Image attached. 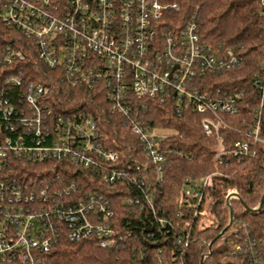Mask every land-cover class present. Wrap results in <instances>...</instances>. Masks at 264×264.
<instances>
[{
    "label": "built area",
    "instance_id": "obj_1",
    "mask_svg": "<svg viewBox=\"0 0 264 264\" xmlns=\"http://www.w3.org/2000/svg\"><path fill=\"white\" fill-rule=\"evenodd\" d=\"M258 1L264 15V0ZM179 11L176 0H0V23L20 35L0 42V264H47L65 240H97L102 248L123 241L114 230L110 201L57 168L91 173L108 186L143 185L146 171L161 183L164 135L137 120L133 99L170 105L179 117L188 109L202 115V132L218 143L219 166L227 157L250 155L246 141L228 151L221 147L222 130L233 131L225 117L239 115L244 93L210 91L205 83L240 67L243 58L233 48H210L200 39L196 16ZM31 56L52 74H26L21 64ZM64 83L98 87L138 138L144 161L126 160L107 146L92 117L63 107L57 90ZM252 85L260 106L245 135L264 144V61ZM184 181L182 204L198 206L209 176ZM233 199L238 196L230 192L227 206ZM182 234L175 236L176 245L186 248L188 235ZM263 249L264 222L259 239L248 232L234 246L251 264H264Z\"/></svg>",
    "mask_w": 264,
    "mask_h": 264
},
{
    "label": "trees",
    "instance_id": "obj_2",
    "mask_svg": "<svg viewBox=\"0 0 264 264\" xmlns=\"http://www.w3.org/2000/svg\"><path fill=\"white\" fill-rule=\"evenodd\" d=\"M176 1L180 13L196 16L202 42L212 49L233 48L243 58L240 67L207 78L205 83L210 91L217 87L223 92L244 93L239 115L225 117L233 131L222 130L221 147L228 151L235 142L246 141L250 155L241 159L227 157L226 163L219 166L214 158L218 143L215 137L202 132V115L188 109L179 117L170 105L133 99L131 113L138 121L151 129L172 131L159 142L165 151L163 181L156 183L154 174L146 171L143 185L108 186L91 173L58 167L57 172H63L65 179H75L81 189L94 190L110 201L114 230L123 241L113 248H102L97 240H65L47 257V264H201L205 253L208 256L203 264H251L248 254L234 251V246L248 232L259 239L264 222V201L256 211L246 209L257 207L264 195V144L252 143L245 135L253 111L260 106L252 81L264 61V15L258 0ZM18 36V32L0 23L1 43L14 42ZM35 61L31 56L21 64L26 74H52L44 68L40 70ZM58 86L57 97L62 106L82 110L92 117L109 148L122 151L126 160L144 161L138 138L125 120L112 113L98 87L71 88L65 83ZM261 105L260 136L264 139V101ZM207 176L209 184L203 189L201 203L184 206V180L200 182ZM230 192H235L238 200L230 201L232 222L228 226L226 197ZM180 231L182 236L188 235L186 248L176 245L175 236ZM262 252L264 255V249Z\"/></svg>",
    "mask_w": 264,
    "mask_h": 264
},
{
    "label": "water",
    "instance_id": "obj_3",
    "mask_svg": "<svg viewBox=\"0 0 264 264\" xmlns=\"http://www.w3.org/2000/svg\"><path fill=\"white\" fill-rule=\"evenodd\" d=\"M263 201H264V195H263L262 199L260 200L258 207L256 209H248L247 207H246V209L250 210V211H256L257 209H259L262 206ZM228 210H229V224H228V226H229L232 222V212H231L230 205H228ZM200 263L203 264V261H201Z\"/></svg>",
    "mask_w": 264,
    "mask_h": 264
},
{
    "label": "rangeland",
    "instance_id": "obj_4",
    "mask_svg": "<svg viewBox=\"0 0 264 264\" xmlns=\"http://www.w3.org/2000/svg\"><path fill=\"white\" fill-rule=\"evenodd\" d=\"M154 133H158V134H161V135H165V134H169V133H172V131H166V130H161V129H153ZM187 186L184 187V189H186ZM204 221V220H203ZM210 221V217L205 219V223H209Z\"/></svg>",
    "mask_w": 264,
    "mask_h": 264
}]
</instances>
